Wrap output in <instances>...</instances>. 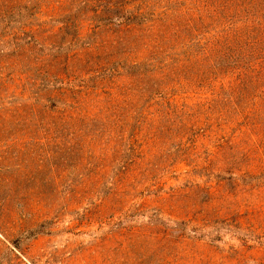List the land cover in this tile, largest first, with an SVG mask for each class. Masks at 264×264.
<instances>
[{
    "label": "rangeland",
    "instance_id": "374dc122",
    "mask_svg": "<svg viewBox=\"0 0 264 264\" xmlns=\"http://www.w3.org/2000/svg\"><path fill=\"white\" fill-rule=\"evenodd\" d=\"M173 1L159 4L181 10ZM27 3L37 5L34 17L0 22V264H264V162L251 154L246 164L228 165L215 145L220 135L232 136L230 151L240 155V119H211L210 127H194L192 135L177 129L176 115L185 118L222 98L218 84L175 85L165 99L155 94L143 106L129 103L127 52L112 56L119 64L100 74L77 71L72 84L84 82L79 100L91 111L70 122L75 136L57 137L54 119L40 116L52 114L46 100L51 91L32 93L40 80L24 54L31 58L42 46L50 58L69 55L86 41L96 44L91 29L97 20L88 11L96 0ZM121 3L117 11L126 21L135 7L148 16L156 5ZM161 10L157 4L155 13ZM71 14L76 45L61 31ZM22 31L38 40L26 43ZM96 53L104 57L108 50ZM167 101L175 115H164ZM28 107L34 113L23 111ZM133 107L150 114L142 119L128 110ZM198 116L196 126L206 127L204 115Z\"/></svg>",
    "mask_w": 264,
    "mask_h": 264
},
{
    "label": "trees",
    "instance_id": "16d2710c",
    "mask_svg": "<svg viewBox=\"0 0 264 264\" xmlns=\"http://www.w3.org/2000/svg\"><path fill=\"white\" fill-rule=\"evenodd\" d=\"M30 1L0 0V22L13 25L34 17L38 7L27 3ZM122 1L96 0V4L88 8L92 18L97 20L91 29L97 39L96 44L86 41L84 47L75 49L69 55L61 56L55 52L50 58L42 54V46L38 48L40 53L32 54L31 58V54H24L28 59L26 65L33 63V78L40 80L39 86L33 83L40 89L36 88L32 93L39 95L40 91H51L46 100L50 102L48 107L52 114H46L44 110L40 116L54 119L55 125L51 128L58 132L56 136L65 140L69 135L75 136V128L70 122L77 120L79 112L88 116L91 111L79 100L84 87L81 83L84 82L80 81L76 86L72 84V80L79 76L77 71L100 74L108 70V64L118 63L109 57L117 58L127 52V102H138L143 106L155 94L165 99L175 85L214 88L218 84L223 91L222 98L213 106L197 110L198 114H188L185 118H181L182 113L176 115L177 129L182 135L189 132L192 135L194 127L202 131L210 127L211 119L230 121L236 116L243 128H239L244 134L239 145L242 151L239 156L233 154L230 150L235 146L234 138L220 135L215 145L224 161L229 162L228 165L235 162L246 164L253 154L257 162H264V0H177L178 4L171 0L174 6H182L181 10L177 6H160L159 0H154L163 10L155 13L156 5H153L154 9L147 16L135 7L128 11L130 16H127V21L122 14H118L125 3ZM74 19L75 15L65 16L61 27L64 35L69 37V45L78 42ZM100 21L104 23V28L100 27ZM22 33L28 37L26 43L38 40L30 31ZM55 34L52 32L44 38L50 40ZM52 46H56L57 50L60 48V44ZM33 48L35 45H30V51ZM107 50L104 57L96 53ZM2 82L0 80V85ZM56 98L63 99V107L56 106ZM68 99L71 101L66 102ZM166 103L168 111L164 115H175V109L169 107L171 104L168 101ZM31 109L28 107L23 111L34 113ZM128 110L136 112L134 107ZM136 113L142 119L145 114H150L141 109ZM199 114L204 115V124H208L206 127L196 126L195 119ZM172 124L170 121L167 129ZM106 133L110 137L111 132H103ZM89 139L96 142L94 134ZM190 139L192 137L187 138ZM228 178H233V175Z\"/></svg>",
    "mask_w": 264,
    "mask_h": 264
}]
</instances>
